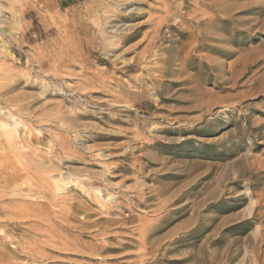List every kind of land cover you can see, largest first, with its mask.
<instances>
[{
	"label": "rangeland",
	"instance_id": "1",
	"mask_svg": "<svg viewBox=\"0 0 264 264\" xmlns=\"http://www.w3.org/2000/svg\"><path fill=\"white\" fill-rule=\"evenodd\" d=\"M0 112V264H264V0H0Z\"/></svg>",
	"mask_w": 264,
	"mask_h": 264
},
{
	"label": "bare ground",
	"instance_id": "2",
	"mask_svg": "<svg viewBox=\"0 0 264 264\" xmlns=\"http://www.w3.org/2000/svg\"><path fill=\"white\" fill-rule=\"evenodd\" d=\"M198 96V95H197ZM1 113V112H0ZM5 113V112H4ZM8 113V112H7ZM16 118V117H15ZM1 123H2V121H0ZM3 124H4V122H3ZM8 124V123H7ZM2 125V124H1ZM0 139H2V137H3V139L7 142V143H9V144H11V149L12 150H15L16 151V137H15V135H16V133L13 131V130H7V129H9V128H7L6 126H4V127H1L0 126ZM14 129V128H13ZM18 135V134H17ZM19 137V136H18ZM0 144H1V142H0ZM2 145H4V144H2ZM1 145V146H2ZM8 145V144H7ZM25 148V147H24ZM4 151H6V157H8L9 155H7V152H10V151H8L6 148H4ZM3 151V152H4ZM10 154V153H9ZM1 156V155H0ZM3 158L4 157H0V160H3ZM46 166V165H45ZM26 167V166H25ZM0 168H1V166H0ZM3 169V168H2Z\"/></svg>",
	"mask_w": 264,
	"mask_h": 264
}]
</instances>
